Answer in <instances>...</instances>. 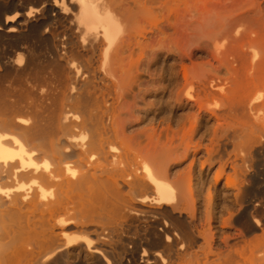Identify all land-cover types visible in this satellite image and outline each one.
Segmentation results:
<instances>
[{"label":"bare ground","instance_id":"6f19581e","mask_svg":"<svg viewBox=\"0 0 264 264\" xmlns=\"http://www.w3.org/2000/svg\"><path fill=\"white\" fill-rule=\"evenodd\" d=\"M157 3L0 0V264H264V2L213 43L218 68L183 72L173 102L216 121L196 142L125 126L174 49Z\"/></svg>","mask_w":264,"mask_h":264},{"label":"rangeland","instance_id":"374dc122","mask_svg":"<svg viewBox=\"0 0 264 264\" xmlns=\"http://www.w3.org/2000/svg\"><path fill=\"white\" fill-rule=\"evenodd\" d=\"M256 1L264 2V0H188L186 12L181 0H168L172 7L171 11H165L161 8L163 6L157 3L164 17L161 29L163 37L173 44L174 49L170 53L163 52L153 61L146 72L140 73L141 86L134 84L126 93L127 108L124 110V122L128 133L133 136H195L196 142L204 136L207 129L216 124L215 120L204 118V104L199 106L196 102L190 101L179 105L173 102L175 97L173 93L184 82V70L188 72L192 81L204 75L205 71L219 67L212 59L213 43H224L223 32L226 26L238 16L253 9ZM202 34L203 43H200L199 37ZM155 39L156 35L148 42L154 43ZM171 92L173 95H170ZM192 93L196 95L195 87L192 88ZM198 158L203 161L204 153L202 152ZM190 160L191 158L176 170H182ZM218 168V165H213L211 169L207 168L199 177V181L206 180L209 183ZM229 172L228 169L227 173ZM224 182L225 179L220 182L219 188L223 187ZM206 196L207 188L204 190L203 187L200 197L202 212L205 209ZM223 205L224 203L220 204L218 211ZM219 215L226 217L225 214ZM221 233L218 236H221ZM229 233L231 232L225 231L223 235Z\"/></svg>","mask_w":264,"mask_h":264}]
</instances>
